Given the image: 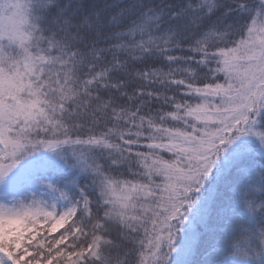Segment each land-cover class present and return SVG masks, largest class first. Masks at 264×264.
I'll return each instance as SVG.
<instances>
[{"label": "snow or ice", "instance_id": "obj_1", "mask_svg": "<svg viewBox=\"0 0 264 264\" xmlns=\"http://www.w3.org/2000/svg\"><path fill=\"white\" fill-rule=\"evenodd\" d=\"M0 264H264V0H0Z\"/></svg>", "mask_w": 264, "mask_h": 264}]
</instances>
